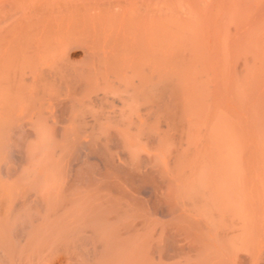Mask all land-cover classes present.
Masks as SVG:
<instances>
[{
  "label": "bare ground",
  "instance_id": "1",
  "mask_svg": "<svg viewBox=\"0 0 264 264\" xmlns=\"http://www.w3.org/2000/svg\"><path fill=\"white\" fill-rule=\"evenodd\" d=\"M0 264H264V0H0Z\"/></svg>",
  "mask_w": 264,
  "mask_h": 264
},
{
  "label": "rangeland",
  "instance_id": "2",
  "mask_svg": "<svg viewBox=\"0 0 264 264\" xmlns=\"http://www.w3.org/2000/svg\"><path fill=\"white\" fill-rule=\"evenodd\" d=\"M77 53L79 54V52H78V51H76V54H77Z\"/></svg>",
  "mask_w": 264,
  "mask_h": 264
}]
</instances>
